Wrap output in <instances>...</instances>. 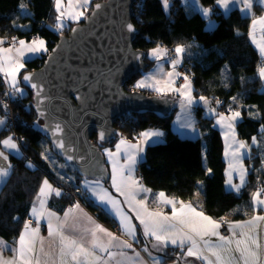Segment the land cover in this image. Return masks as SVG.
I'll list each match as a JSON object with an SVG mask.
<instances>
[{"label":"trees","instance_id":"16d2710c","mask_svg":"<svg viewBox=\"0 0 264 264\" xmlns=\"http://www.w3.org/2000/svg\"><path fill=\"white\" fill-rule=\"evenodd\" d=\"M101 1L93 0L80 22L57 31L54 0H0V35L4 38L24 37L23 29L31 24V34L38 33L44 38L51 51L59 38L82 24L94 5ZM200 2L203 7L213 9L211 17L216 27L212 30L207 29L208 21L200 13L189 12L180 0L169 1L168 7L163 0H137L133 24L139 34L133 47L146 52L150 69L155 63L148 57L150 50L159 45L182 46L184 62L191 68L195 93L208 98L218 111H239L242 116L237 123L240 138L246 141L264 138V87L259 75L261 56L249 37L251 19L238 9L223 13L216 0ZM21 4L26 7L21 9ZM45 59L46 56L27 64L21 75L22 85L23 76L40 68ZM142 74L126 84V91L137 90L132 85ZM3 88L0 77V90ZM142 92L154 96L146 90ZM6 95L4 90L0 92V115L7 119L5 128L0 131V141L7 135L16 136L22 151L20 155L11 156L15 167L0 190V238L11 244L18 240L45 178L52 180L62 193L53 196L52 210L62 213L80 202L104 223L119 230L116 221L94 199L92 180L69 169L55 155L43 122L33 107L32 92L28 90L25 97L9 96V107L2 102ZM218 100H221L220 105L216 103ZM204 112L201 106L194 109L196 126L201 131V136L196 139L181 137L173 131L174 110L164 117L125 114L115 125L114 139L103 142L95 135L92 141L104 152L106 148H114L121 136L132 140L145 130H161L163 141L147 146L139 163L140 182L152 191L194 204H197L196 196H202L201 210L217 220L229 216L245 218L255 211L253 193L264 190V147H252L251 156L246 159L247 185L237 192L227 189L222 135L216 126V115L205 117ZM183 254L180 247H169L160 258L162 264H174L178 260L188 262Z\"/></svg>","mask_w":264,"mask_h":264},{"label":"snow or ice","instance_id":"6c2138e0","mask_svg":"<svg viewBox=\"0 0 264 264\" xmlns=\"http://www.w3.org/2000/svg\"><path fill=\"white\" fill-rule=\"evenodd\" d=\"M57 17L55 28L57 31H62L64 28L63 17H67L73 21L79 22L81 18L85 17V12L88 10L87 6L92 3V0H68V5L66 10H62V0H54ZM230 0H216V3L223 7L225 10L229 8ZM232 3L238 2V0H231ZM245 6L242 10H250L253 6L254 0H239ZM264 2V0H262ZM79 6L83 11H76V7ZM165 6H167V0H165ZM21 9H24L26 6L21 4ZM101 8L100 4H95V9L99 10ZM208 9L203 10V14L207 16L209 14ZM260 23L264 26V17H261L259 21L253 20V27L257 23ZM129 31H134L131 24L128 26ZM72 31H76L73 29ZM13 41L19 44V48H15V43L12 47L3 48L0 47V73H3L5 76V82L9 84L10 88L19 92L23 95L22 90L18 87L17 75L20 70L25 67V64L22 62V57L25 54V51L30 53H41L47 52L45 46V41L43 39H34L31 43H26L25 40H18L13 37ZM5 43L4 39H0V45ZM255 43V40H254ZM261 54L264 55V43L258 44ZM15 48L16 55H11L13 49ZM177 55L179 56L184 49L182 47H177L175 49ZM153 55L159 59L157 50H153ZM178 61H173V68H175ZM169 76L172 73H168ZM260 75L264 78V67L260 69ZM10 78V79H9ZM152 77H147L146 80H150ZM184 79L187 81L188 77L185 76ZM23 80L26 83H30L31 87L36 90L35 95L38 98V111L40 116H44V112L39 109V104L43 103V100L39 99L44 89L41 85L33 82V77L31 75H24ZM159 83V81H157ZM137 88L152 87V85L147 84L145 80H141L136 84ZM187 88L188 85L185 84L182 86ZM156 91H161L160 88H155ZM185 92H181V96H185ZM187 104L191 105L193 100L191 98L190 92L186 95ZM235 100V98H233ZM200 100L207 103L204 97H200ZM210 112L215 113V109H210ZM219 118L216 123L221 126L227 127L229 132L234 131V125L232 121L240 117L239 111H232L230 116H225L223 113L218 114ZM228 121L225 125L224 122ZM4 121L0 120V125H3ZM182 127H187V125H182ZM62 129L60 125L55 126V133L61 132ZM229 132L225 133V137L229 135ZM144 138H150L153 136H160L161 133L158 132H144L141 134ZM100 139H104V133H100ZM4 147L9 149H15L19 152L17 143L13 141L12 137L0 141ZM253 143H256V139L253 138ZM126 141L121 140L117 144V154L121 151V146L125 145ZM57 147L64 149L65 143L63 140L57 142ZM128 149H138L136 144H128ZM245 145L243 142H239V148H244ZM70 151V149H68ZM107 151V150H106ZM238 151V149H237ZM107 154L112 160L113 173H112V186L116 189L117 192L125 196V202H127L130 208L135 212L136 218L139 220L140 225H143L145 236L151 235L159 243L164 244L165 246L168 243H171L174 246H180L183 251V245L189 243L190 246L187 248L186 255L189 257H195L196 259H203L207 264H213V261L204 255V250H206L212 257L215 258V264H234L235 257L232 255L233 252L239 253L241 259H243L244 264H264V260L261 259L260 248L261 245L258 239L251 235L250 233L255 230L257 227L258 221H264V216H254L251 221L246 222V224H233L229 225V230L232 231V236L235 237L237 233L234 231L235 228H240L241 231L239 235L243 239H233L231 237H226L220 234L218 231L220 224L214 221L212 218L206 216L203 212L197 211L192 207L191 204L185 205L183 202H180V208L177 210L176 203L173 200L165 198L163 192L158 194V198L165 204L172 205L171 217L162 214L161 212H151L148 211L145 206V199L141 198L136 199L137 191L150 192V189H145L140 187L136 189L137 182L133 179L132 173L134 171V165L137 162L136 153L133 151H126V160L123 165H120L118 160L113 158V153L107 151ZM236 153H233L235 157ZM47 158V157H45ZM68 159L71 160L72 157L68 156ZM0 160L7 161L8 156L4 152L0 151ZM235 163L239 164V159L235 160ZM232 165H230L231 167ZM11 165L7 167L0 166V178L7 177L9 175V169ZM31 167V165H29ZM125 171L127 175L125 176ZM244 171L241 169L240 172V185H232L237 191L244 184ZM63 179V177H61ZM99 184L98 181H96ZM231 184V178L228 181ZM85 187H89L88 184H85ZM94 196L100 200L103 204H110L112 206L115 214L120 217L121 228L125 235L129 236L132 239H135L136 226L131 223V218L123 212V210L117 205V201L112 197L107 190L100 189H91ZM60 196L62 193L60 189L54 188L47 179L42 182V185L37 193L36 200L33 202V207L31 209L30 217L34 218L36 221V226L31 227L29 222H25L23 225V230L19 235L17 240L18 248L9 249L13 252L11 259H5L2 254H0V264H40V258L36 255V243L39 236V224L42 217L45 216V203L47 198L50 195ZM37 202L39 207H37ZM253 202L254 204L264 205V200L260 199V192L253 193ZM75 209H79V204L74 205ZM73 209H69L64 213V219L60 220L57 217L55 212L47 211V220H48V236L58 238L59 240V255H60V264H100L102 257L96 254V249L100 252H108L109 248L112 246V242L118 238L110 232H107L105 229L96 225L94 228H85L84 231L90 233L91 239L87 242L83 236L77 237L72 235V232L77 230V225L75 223V217H73V223H69V217L72 214ZM89 222L91 218H87ZM53 221H56L54 224ZM175 221V223H172ZM180 225L181 227H177ZM247 228L248 231H244ZM185 229L187 231H185ZM98 232L104 233L109 237V240L105 243L100 240L97 236ZM206 237H217L221 244L216 246H211V241L206 239ZM199 241V243H198ZM40 252L45 256L50 255L49 253L44 252L43 239H40ZM235 243V249L231 248V245ZM123 247L131 248L132 245L127 240L120 242ZM200 243L203 244V249L200 248ZM7 244L0 240V253L3 249H6ZM147 250V249H145ZM115 254L109 252V258H113ZM123 255V253H121ZM137 255H139L137 253ZM70 258V259H69ZM52 264H55L53 261ZM157 264L159 262L157 261Z\"/></svg>","mask_w":264,"mask_h":264},{"label":"water","instance_id":"95a60500","mask_svg":"<svg viewBox=\"0 0 264 264\" xmlns=\"http://www.w3.org/2000/svg\"><path fill=\"white\" fill-rule=\"evenodd\" d=\"M137 0H103L68 35H63L46 55L43 64L31 75L44 89L39 99L32 92L33 107L42 120L55 155L69 169L82 176L109 181L103 152L92 141L108 142L116 136V123L125 114L171 115L176 110L172 99H159L126 84L149 67L145 51L136 50L133 41L139 30L133 24ZM131 24L134 31L128 30ZM59 124L61 132L55 133ZM104 139H100V133ZM63 140L65 148L57 147ZM70 149V151L68 150ZM68 156L72 159L69 160ZM174 264H195L192 261Z\"/></svg>","mask_w":264,"mask_h":264},{"label":"crops","instance_id":"0c3cea01","mask_svg":"<svg viewBox=\"0 0 264 264\" xmlns=\"http://www.w3.org/2000/svg\"><path fill=\"white\" fill-rule=\"evenodd\" d=\"M180 1L182 2V4L185 6L186 9L188 8L187 7L188 3H193L196 6V11H194L196 13L202 12V10L204 9L201 5L200 0H180ZM92 2H93V0H92ZM67 5H68V0H62V5H61L62 10H66ZM90 5H91V3L87 6V8L90 7ZM218 7L225 14H227V12L228 13L231 12L234 8H238L240 11H242L244 14H246V17H250L251 20H250V28H249V37H250L252 44L254 45V47H256V50L258 51V53L261 56L260 67H259V75H260V69L262 67H264V55L261 54V51L258 48V46H256V41L254 43V40L257 39V40L264 41V26H262L258 22L255 25V27H253V20L259 21V19L261 17H264V2H262V0H254L253 6L250 10H242V9H244L245 6L243 5V3L239 2V0L236 3H232L230 0L229 8L227 10H225L223 7H221L219 5H218ZM55 10H56V6H55ZM75 10L76 11H83V9H81L79 6H77ZM56 14L58 15L57 10H56ZM85 14H86V12H85ZM62 19H63V23H64V28L62 29V31L65 28H67L68 26H70L71 24L78 23L76 21L69 19L67 17V15H65ZM82 19L83 18H81L80 21ZM27 29L25 31H23L24 36L31 34V31L28 32ZM0 39L5 40V38L2 37L1 35H0ZM39 39H43L45 41V46L47 48V52H41V53H35L34 54V53H30V52L25 51V54L22 57V62L25 64V67L23 69H21L19 74L17 75V81H18V87L22 90L23 95H21L19 92H15V90L11 89L9 84L5 82L6 78H5L4 74L0 73V77L2 78V84H4V88H6L5 93H9L11 95V97H13V98L25 97L28 95V89L24 85L21 84V75L26 70L27 64L30 61H33L34 59H37V58H43L49 52L47 41L42 37H39ZM24 40L26 41V43H31V42H28L26 39H24ZM12 46L13 45L8 46V45H6V43H4L3 45H0V47H3V48H8V47H12ZM15 48H19L18 43H15ZM15 48L13 49V53L11 54L13 56L16 55ZM182 53L184 54V51ZM260 79H261L263 87H264V78H262L261 75H260ZM4 88H3V90H4ZM3 90L1 89L0 92L3 93ZM206 101H208L207 104L209 103L208 104L209 110L215 109V113H212V114H215L217 119L219 118L218 114H220V113H223L225 116L231 115L229 112L228 113L227 112H219L218 109L215 107V105L214 106L211 105V102L209 101L208 98H206ZM238 119L232 121V123L234 125V131H232V132H229L227 127L221 126L220 124L216 123L218 129L221 132L223 144H224V158H225V161L227 164L226 187H227V189H229L231 191H236V192H237V190L235 188H233L232 185H240L241 169L244 171L245 175H244V184L242 187L239 188V190L243 189V187L246 186L248 183V179H249L248 172H249V170H248V167L246 165V159L251 156V148L256 147L253 145V139L250 141H246V140H244L238 136L237 122H236V121H238ZM0 120L4 121V124L0 125V131H2L7 124L6 123L7 119L0 115ZM227 123H228V121L224 122L225 125ZM144 132H153V133L158 132V133H161L162 135L153 136L150 138H144L141 135ZM226 132H229V135L227 136V138L225 137ZM8 137H12L13 141L17 143L19 152H17L15 149H9V148L4 147V145L2 143L0 144V151L4 152V154L8 156L7 161L0 160V166L7 167L8 165H11V167L9 169V175L7 177L0 178V190L5 185L7 179L9 178V176L12 172L13 163L11 161V156L12 155H20V153L22 151L20 148V145L16 139V136L7 135L6 137L3 138V140L7 139ZM136 137H137V139H139L141 137V141L139 143H137ZM136 137H134L133 141L129 142L127 140L128 139L127 136H125V135L121 136L117 140L114 148L104 149L103 155L105 157L106 169L108 171L109 181H110L108 186H106L107 183L105 184V182L102 179L90 178L92 180L91 184L93 185L94 189H96L97 191H99L100 189H105L108 191V193L112 197H114L117 201H119V204L117 205V207L121 208L123 210V212L126 213L131 218V223L136 226L135 239H132L129 236L124 234L123 229L121 228L120 217H118L115 214V212L113 211L112 206L110 204L101 203L100 200L97 198V196H94V199H96L97 203L104 209V211L116 221V223L118 224L119 230H116L114 227L104 223L96 215V213H94L93 211L88 209L85 205L80 204V203H79V206H80L79 209H75L74 205H72V206L68 207L62 213H59V212L52 210L50 207V202L54 196V194H53V195H50L46 200L45 216L41 218L40 224H39L43 227V229L40 228L39 236L37 238V243H36V255H38L40 258V264H52L53 261L55 262V264H60L59 240H58V238L54 239L53 237L48 236L47 211L55 212L57 217H59L60 220H63L64 219V213L66 211H68L69 209H73V212L69 217V223H73V217H75L76 218L75 223L77 225V230L72 232V235L77 236V237L83 236L85 241L87 242L88 240L91 239V235H90V233L84 231V229L85 228H94L96 225H99L100 227L105 229L107 232L113 233L118 238L117 240H114L112 242V246L109 248L108 252H100L98 249L95 250L96 254L102 257V261L100 262V264H157V261L159 262V264H162V259L160 258L161 257L160 254L164 253L169 247H172L173 245L171 243H168L165 246L164 244L159 243L151 235L145 236L143 225H140L139 220L135 216V212L130 208L129 204L123 202V200L119 196H117L113 192V189H112L113 188V186H112V171H111L112 160H110V158L107 154V151L112 152L115 149V147L117 146L120 139H125L127 144L138 145V149H131V150L129 149V151L135 152L136 156L139 157V158H137V162L134 165V171H135V173H137L139 163L144 158V154H145V150H146L147 146H149L151 144H156V143L162 142L163 138H164V133L158 129H150V130H145V131L141 132L140 135H138ZM255 138L258 139V137H255ZM239 142H243L245 147L239 148ZM258 145H261L264 147V138L263 137L258 139L257 146ZM237 149H238V151H237ZM234 152L236 153L235 157L233 156ZM237 158L239 159V164L235 163V160ZM117 160L119 163L121 162V165H123L125 163L126 156H124V158L121 160H119V159H117ZM230 165H232V166L230 167ZM125 175H127L126 171H125ZM132 176H133V173H132ZM230 178H231V184L228 183ZM45 179H47L48 182L54 188H58L52 180H50L48 178H45ZM96 181H98L99 184H97ZM150 192L152 193L151 196L143 197V199H145V206L147 207L148 211L161 212L162 214L171 217L172 205L165 204L158 198V194L161 192H156V191H152V190ZM256 192H260V199L264 200V190H256ZM256 192H254V193H256ZM164 194H165L166 199L173 200L176 203L177 210H179V208H180V202H183L185 205L191 204L192 207L195 208L197 211L203 212L201 210V201L203 200L201 196H197L195 198V201L197 204H194L193 202L183 201V200H180L174 196L167 195L166 193H164ZM35 200H36V198H35ZM36 206L39 207L38 202H37ZM32 207H33V205H32ZM254 209H255V211L245 218L229 216V217L224 218L223 220H217V219L205 214L204 212L203 213L221 225L219 230H218L219 232H220L222 227H226L229 232L227 235H223V236L231 237L234 241L235 239H243V237H241L239 235L241 229L235 228L234 231L237 233V235L235 237H233L232 231L229 230V225L246 224V222L251 221L254 216H264V205L254 204ZM30 213H31V211H30ZM88 217L91 218L92 222H89V220L87 219ZM30 219H32L35 222L34 224H30V226L35 227L36 226L35 219L31 218V217H30ZM53 223L55 224L56 221H53ZM172 223H175V221H172ZM177 227L179 228L181 226L177 225ZM185 231H187V230L185 229ZM244 231H248V229L245 228ZM250 234L254 235L258 239V241L261 245V248H260L261 259L264 260V221H258L257 227ZM97 236L100 238L101 241H103L105 243L109 240V237L106 236L102 232H98ZM40 239H43V241H44V244H43L44 252L49 253L50 255L45 256L43 253L40 252V247H41L40 242H39ZM206 239H209L211 241V246H216V245L221 244V241H219V239L217 237H206ZM0 240L4 241L8 246L6 249H3L2 253H0V254H2V256L5 259H11L13 256V252L9 251V249L18 248L17 241L15 243L11 244V243L6 242L5 240H3L1 238H0ZM125 240H127L129 243H131V245H132L131 248H125L122 246V244L120 242L125 241ZM198 243H199V241H198ZM189 246H190L189 243H185L183 245V251L182 252L184 253L183 255H184L185 259L187 261H192L195 264H207V262L203 259H196L195 257L187 256L186 252H187V248ZM175 247H180V246H175ZM235 247H236L235 243L233 242V244L231 245V248L235 249ZM200 248L203 249L202 243H200ZM145 249H147V250H145ZM109 252L115 254L113 258H109ZM121 253H123V255H121ZM137 253L139 255H137ZM204 255L208 256V258L213 261V264H215V258L212 257L206 250H204ZM232 255L235 257L234 264H244L243 259H241L239 256V253L233 252Z\"/></svg>","mask_w":264,"mask_h":264},{"label":"rangeland","instance_id":"374dc122","mask_svg":"<svg viewBox=\"0 0 264 264\" xmlns=\"http://www.w3.org/2000/svg\"><path fill=\"white\" fill-rule=\"evenodd\" d=\"M167 1L169 2L171 0H167ZM168 2H167L166 7L169 6ZM163 3L165 5V0H163ZM187 7H188L187 10L189 12L196 11V6L193 3H188ZM203 8L210 10L209 14L207 16H205L203 14L204 9L202 10V12H199V13L208 21L207 29L212 30L216 27V23L213 20V18L211 17L213 9L209 8V7H203ZM235 9H238V8H234L233 10H235ZM241 13L243 14V16H246V14H244L242 11H241ZM27 25L29 27H31V24H27ZM23 26L27 27L25 24ZM29 27L27 29L28 32H30L32 30V28H29ZM25 30L26 29L24 28L23 31H25ZM6 39L7 38H5V43H6ZM255 41H256V46H258V44L264 43V41L257 40V39H255ZM6 45H8V44L6 43ZM179 47H182V46H179ZM153 50H157V54L159 55V59H157L156 56L153 55ZM148 57L150 60L155 61L153 67L148 69V70L146 69L143 72L142 76L135 82L134 85H132V88L137 89V90L142 89V91L146 90L150 93H153L154 96H156L159 99H164V98L174 99V102H175L174 105L176 107V114H175L173 124H172L173 131L175 133H177L179 136L184 137V138L196 139V138L200 137L201 131L196 126V118L194 115V109L197 106H201L202 108H204L205 109V112H204L205 117H210L214 114H212L213 112H210V110H209V105H208L209 103L207 104L204 101L200 100V97H204V96H201V95H198L195 93V88L193 87L192 82H191V76L188 73L182 72L180 70V69H182V67L184 66V63H185L184 62V54L181 53L178 56L175 50H174V52L170 53L168 48L161 47L159 45L158 47H155L154 49H152L148 52ZM173 61H178L175 68H173V64H172ZM168 73H172V75L169 76ZM185 76L188 77L187 81L184 79ZM147 77H152V79L146 80ZM141 80H145V82L147 84L152 85V87L137 88L136 84ZM157 81H159V83H157ZM185 84L188 85L187 88L182 87ZM157 87L160 88L161 91H159V92L156 91L155 88H157ZM5 90H6V88H4V91ZM181 92H185L186 95H187V93L190 92L191 98L193 100V103L191 105L187 104L186 95L181 96ZM6 94L11 96L9 93H6ZM212 106H214V105H212ZM234 111H236V110H234ZM219 112H221V111H219ZM231 112H230V114H231ZM241 117L242 116L240 115L239 119L237 118L238 121L241 119ZM215 120H217V117L215 118ZM238 121H236V122L238 123ZM182 125H187V127H182ZM136 139H137V137H136ZM255 139H256V143L255 144L253 143V145L257 146L258 139L257 138H255ZM121 140L122 139H120L119 142ZM123 140H125V139H123ZM133 140H134V138L132 139V141ZM136 141H137V143H139L141 141V137L139 139H137ZM119 142H118V144H119ZM127 145L128 144L126 143L125 145L121 146V151L119 152V154H117V149L115 147V149L112 151L113 158L116 160L117 159H119V160L123 159L124 156H126L125 155L126 151H129ZM137 158H139V157H137ZM119 164L121 165V162ZM111 171L113 173V165L111 167ZM137 172H138V170H137ZM133 179L137 182L136 189H139L140 187L147 189L144 185L141 184L140 179L137 176V173H135V171H133ZM112 189H113V192L117 196H119L123 200V202H125V196L122 195L121 193L117 192L115 188H112ZM151 195H152L151 192L137 191L136 199L139 200L143 197H149ZM79 203H77V204H79ZM125 203H127V202H125ZM201 203H203V200L201 201ZM80 204H82V203H80ZM172 247H175V246L173 245Z\"/></svg>","mask_w":264,"mask_h":264},{"label":"built area","instance_id":"2783aa9c","mask_svg":"<svg viewBox=\"0 0 264 264\" xmlns=\"http://www.w3.org/2000/svg\"><path fill=\"white\" fill-rule=\"evenodd\" d=\"M40 37V35L38 34V33H32V34H29V35H26V36H24V37H15L16 38V41H18V40H24V39H26L28 42H31V41H33L34 39H37V38H39ZM6 43L8 44V45H13L15 42L13 41V37H8L7 39H6ZM182 72H185V73H188L190 76L192 75V72H191V68H190V66L188 65V64H186V65H184L183 67H182V69H180ZM9 95L7 94L6 95V97L4 98V99H2V102L5 104V106L6 107H9ZM217 105H220L221 104V100H218L217 102ZM215 107H216V105H215ZM129 142H131L132 140L130 139V138H128L127 139ZM13 167H15V165H13ZM137 176H139V172H137ZM27 222H29L30 224H34L35 222L33 221V220H31V219H28V221ZM39 228H41V229H43V227L41 226V225H39ZM116 230H118L117 228H115ZM221 233L222 234H227L228 233V229L226 228V227H222L221 228Z\"/></svg>","mask_w":264,"mask_h":264},{"label":"bare ground","instance_id":"6f19581e","mask_svg":"<svg viewBox=\"0 0 264 264\" xmlns=\"http://www.w3.org/2000/svg\"><path fill=\"white\" fill-rule=\"evenodd\" d=\"M161 47H163V46H161ZM166 48H168L169 49V51H170V53H172V52H174V50L177 48V47H175V46H170V47H166ZM187 63H184V65H186Z\"/></svg>","mask_w":264,"mask_h":264}]
</instances>
